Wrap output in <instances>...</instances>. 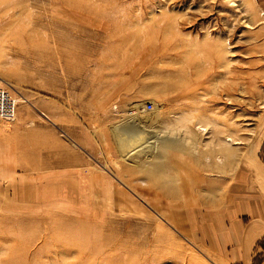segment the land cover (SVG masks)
I'll list each match as a JSON object with an SVG mask.
<instances>
[{"label":"rangeland","instance_id":"rangeland-1","mask_svg":"<svg viewBox=\"0 0 264 264\" xmlns=\"http://www.w3.org/2000/svg\"><path fill=\"white\" fill-rule=\"evenodd\" d=\"M0 87L95 145L86 191L0 176V264H217V218L264 204V0H0Z\"/></svg>","mask_w":264,"mask_h":264},{"label":"crops","instance_id":"crops-1","mask_svg":"<svg viewBox=\"0 0 264 264\" xmlns=\"http://www.w3.org/2000/svg\"><path fill=\"white\" fill-rule=\"evenodd\" d=\"M49 107L46 113L56 117L57 107ZM19 115L18 121L10 126L0 123V176H57L59 191L88 190L92 185L89 176L92 155H95L90 128L80 127L74 112L60 104L59 120L55 124L41 121L26 110ZM203 182L199 179L193 187L185 184L181 190L203 191ZM45 183L48 185L51 181L45 180ZM15 189L14 185L8 187L9 191ZM245 200L239 202L236 212L230 210L228 215L217 218L215 235L209 234L206 238L214 240V247L206 251L217 264H254L257 246L264 238V204L251 196ZM241 209L242 216H239ZM244 215L253 219L245 221Z\"/></svg>","mask_w":264,"mask_h":264},{"label":"built area","instance_id":"built-area-1","mask_svg":"<svg viewBox=\"0 0 264 264\" xmlns=\"http://www.w3.org/2000/svg\"><path fill=\"white\" fill-rule=\"evenodd\" d=\"M18 101L7 90L0 87V120L14 123L18 118ZM149 109L152 106L149 104Z\"/></svg>","mask_w":264,"mask_h":264},{"label":"bare ground","instance_id":"bare-ground-1","mask_svg":"<svg viewBox=\"0 0 264 264\" xmlns=\"http://www.w3.org/2000/svg\"><path fill=\"white\" fill-rule=\"evenodd\" d=\"M19 103V102H18ZM147 112V111H146ZM149 112V111H148ZM147 112V113H148ZM143 113V112H142ZM12 124V123H11ZM161 138V137H160ZM150 141L148 142V143H146L147 145L148 144H151V143H156L158 140H159V135H157V134H152V135H150V139H149ZM147 145H145V147L144 146H142L140 149L141 150H143L144 148H146L147 147ZM139 148V147H138ZM140 149L138 150V151H140ZM135 152H137V150L135 151Z\"/></svg>","mask_w":264,"mask_h":264}]
</instances>
